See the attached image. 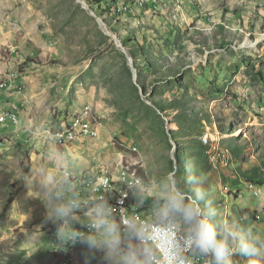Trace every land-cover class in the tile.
I'll list each match as a JSON object with an SVG mask.
<instances>
[{
	"label": "rangeland",
	"instance_id": "1",
	"mask_svg": "<svg viewBox=\"0 0 264 264\" xmlns=\"http://www.w3.org/2000/svg\"><path fill=\"white\" fill-rule=\"evenodd\" d=\"M0 1V264H103L46 219L40 180L61 150L85 162L81 192L108 166L117 184L193 168L221 220L264 237L247 209L264 203V0ZM87 106L98 135H72Z\"/></svg>",
	"mask_w": 264,
	"mask_h": 264
},
{
	"label": "clouds",
	"instance_id": "2",
	"mask_svg": "<svg viewBox=\"0 0 264 264\" xmlns=\"http://www.w3.org/2000/svg\"><path fill=\"white\" fill-rule=\"evenodd\" d=\"M49 160L52 170L42 173L40 183L46 219L58 225L61 245H86L102 253L103 264H190V255L205 258L207 264H234L235 255L245 257L247 264L264 259V237L221 220L215 200L193 168L183 176L169 171L155 182L136 177L125 181L123 198L150 208L147 217H137L117 213L107 185L95 189V195L79 191L72 171L85 162L71 151H55ZM78 222L87 230L73 226ZM157 227L175 236L160 241L154 237Z\"/></svg>",
	"mask_w": 264,
	"mask_h": 264
},
{
	"label": "bare ground",
	"instance_id": "3",
	"mask_svg": "<svg viewBox=\"0 0 264 264\" xmlns=\"http://www.w3.org/2000/svg\"><path fill=\"white\" fill-rule=\"evenodd\" d=\"M104 27V26H103ZM10 110V109H8ZM81 114L75 116L71 122H68L65 126V128L72 134V135H84L85 137L87 136H97L98 135V130L96 128V126L93 124L92 119L90 118L89 115V110H88V106L84 107V109L78 110ZM76 111V112H78ZM86 123H87V127L90 129H93L94 131H92V134H83L86 130ZM236 135L235 136H239L238 135V131H235ZM241 137V136H240ZM128 171H132L133 169L131 168H126ZM136 171V170H135ZM131 177H136L134 173H132ZM110 178V180H105ZM137 178V177H136ZM105 180V185H107L108 187H112V184H114V188L115 189H122L124 188V184H125V180L122 182V184H117L113 178V174L111 173L110 169L107 167H104V170L102 171L101 176H99L97 178V181H95L93 179V186H95L97 183L102 182ZM128 180V179H127ZM258 186V185H257ZM257 186L254 183H251L249 185L250 188L254 189L255 194L257 195V193H259V191L257 190ZM258 191V192H257ZM123 191H121V195H120V191H113V197L111 202L116 204V211L118 214H131V211H128V199H124L123 198ZM117 198H120L119 203H117ZM133 207V206H132ZM134 208V207H133ZM135 209V208H134ZM136 214L138 215V217H147V214L139 211V210H135ZM78 229L84 230L86 231L87 228L82 225L77 227ZM158 228V227H157ZM160 229V228H158ZM165 231V230H163ZM170 232V231H168ZM78 244V246H81L83 244L76 242ZM73 244V243H72ZM74 245V244H73Z\"/></svg>",
	"mask_w": 264,
	"mask_h": 264
},
{
	"label": "built area",
	"instance_id": "4",
	"mask_svg": "<svg viewBox=\"0 0 264 264\" xmlns=\"http://www.w3.org/2000/svg\"><path fill=\"white\" fill-rule=\"evenodd\" d=\"M2 9H3V6H2L1 1H0V12L2 11ZM15 52H16V50H15ZM20 90H22V88ZM15 107H17V106H15ZM3 114H4V118H6V120H10L13 123L20 122V115H19V109L18 108H14V110H5L3 112ZM92 131H94V130L88 128L87 123H86V130L83 134H92ZM55 134L58 135V138L62 139V140L64 137H66V136H61V134H57V133H55ZM130 178H132L130 171H126V169H121L120 174H119V179L127 181V179H130ZM105 180H110V178L105 179ZM105 180L97 183L93 187H89L87 192H82V193L88 194V195H95L96 194L95 189L102 188L103 186H105ZM76 188L78 189V186H76ZM109 188L112 190V192L113 191H120V195H121L122 189H115L114 184H112V187H109ZM119 200H120V198H119ZM145 205L147 207V216H148L150 214V208L147 204H145ZM127 209H128V211H131V214H134L138 217L135 209L132 207V204H130ZM174 236H175V233H173V232L163 231L162 229L154 228V237L160 241L171 240ZM67 250L76 251V250H80V248H79L77 243H74V247H71ZM189 262H190V264H207V261L205 258L198 257V256L193 257L191 255L189 256Z\"/></svg>",
	"mask_w": 264,
	"mask_h": 264
},
{
	"label": "crops",
	"instance_id": "5",
	"mask_svg": "<svg viewBox=\"0 0 264 264\" xmlns=\"http://www.w3.org/2000/svg\"><path fill=\"white\" fill-rule=\"evenodd\" d=\"M3 10V9H2ZM0 14H1V12H0ZM12 56H13V59H12V61L10 62V63H5V62H2L6 67H7V69H9V70H11L12 72H17V64H16V60L17 61H19V59H18V53H17V51L15 52V53H13L12 54ZM78 105H80V104H78ZM10 110H12V108H10ZM19 115H21V112H20V109H19ZM70 118L71 117H69L68 118V121L70 120ZM8 121H10V120H8ZM68 121H66V122H68ZM10 122H12V121H10ZM65 124V123H64ZM107 166V165H106ZM109 168H110V170L111 171H113L114 173L116 172V168H113V167H111V166H108ZM117 169H119V168H117ZM229 171H231L230 169H228ZM222 171H225V170H222ZM84 173V172H83ZM97 175V174H96ZM263 184H260V188H261V190H264V188H263V186H262ZM259 187V186H258ZM242 190V189H241ZM241 190H239V191H241ZM238 192V191H237ZM233 194V193H232ZM260 196V195H259ZM254 197V196H253ZM256 197L257 196H255L254 197V199H256ZM253 199V200H254ZM131 203L132 204H134L135 205V202L132 200L131 201ZM250 204V203H249ZM146 206V205H145ZM258 207H260V206H262V208H264V203H260V202H258V205H257ZM257 206H253L252 208H250L249 207V205H248V208L247 209H249L250 211H252V212H255V211H257ZM80 215L83 217V214L82 213H80ZM75 225H77V223H75ZM77 226H79V224L77 225ZM77 226H74V227H77ZM260 227V230H258L259 231V233H262L263 232V234H264V222L263 223H260V224H258V225H256L255 227ZM86 247V246H85Z\"/></svg>",
	"mask_w": 264,
	"mask_h": 264
},
{
	"label": "trees",
	"instance_id": "6",
	"mask_svg": "<svg viewBox=\"0 0 264 264\" xmlns=\"http://www.w3.org/2000/svg\"><path fill=\"white\" fill-rule=\"evenodd\" d=\"M96 2L99 4L100 7H101V4H102V3H104L105 5H107V3H106L104 0H96ZM114 2H116V1H114ZM140 173H141V175H142L144 178H146V175H145V173H144L143 171H141ZM139 175H140V174H139ZM141 175H140V176H141ZM142 179H143V178H142ZM250 182H255V181H250ZM256 183H257L258 185H260V183H258V182H256ZM256 186H257V185H256ZM237 191H238V190H237ZM237 191H235L233 194H234V195L237 194V193H236ZM249 212H251V213H250V216H252L255 225H258V224L264 222V208H263V212H262V214H261V213H258V211L252 212V211L249 210ZM57 228H58V225H57V224L53 223V224L51 225V229H52L53 231H57ZM85 249H86V247L80 249V251H84Z\"/></svg>",
	"mask_w": 264,
	"mask_h": 264
},
{
	"label": "water",
	"instance_id": "7",
	"mask_svg": "<svg viewBox=\"0 0 264 264\" xmlns=\"http://www.w3.org/2000/svg\"><path fill=\"white\" fill-rule=\"evenodd\" d=\"M83 4L86 6L85 2L83 1Z\"/></svg>",
	"mask_w": 264,
	"mask_h": 264
}]
</instances>
